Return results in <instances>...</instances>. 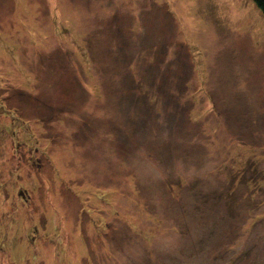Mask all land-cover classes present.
<instances>
[{"label": "rangeland", "instance_id": "rangeland-1", "mask_svg": "<svg viewBox=\"0 0 264 264\" xmlns=\"http://www.w3.org/2000/svg\"><path fill=\"white\" fill-rule=\"evenodd\" d=\"M0 264H264L251 0H0Z\"/></svg>", "mask_w": 264, "mask_h": 264}, {"label": "trees", "instance_id": "trees-1", "mask_svg": "<svg viewBox=\"0 0 264 264\" xmlns=\"http://www.w3.org/2000/svg\"><path fill=\"white\" fill-rule=\"evenodd\" d=\"M252 4L254 5V7L257 9V11L259 12V14L262 16V18L264 19V0H251ZM131 62L129 63H126L125 66H128L127 69H129V71H131L132 69V65L130 67V64ZM135 72V71H134ZM133 75V74H132ZM133 77V76H132ZM131 77V78H132ZM131 82V81H130ZM133 82V81H132ZM139 86H141V84H139ZM134 95H132L133 97ZM102 98V96H101ZM104 99V98H103ZM106 100V99H105ZM104 100V101H105ZM134 100V103L136 102V99H133ZM134 103L132 104V106L134 107Z\"/></svg>", "mask_w": 264, "mask_h": 264}]
</instances>
